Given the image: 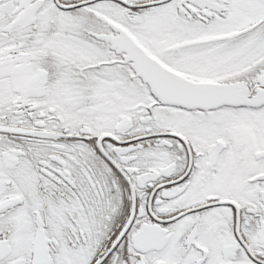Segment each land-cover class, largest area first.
Returning a JSON list of instances; mask_svg holds the SVG:
<instances>
[{"label": "snow or ice", "instance_id": "6c2138e0", "mask_svg": "<svg viewBox=\"0 0 264 264\" xmlns=\"http://www.w3.org/2000/svg\"><path fill=\"white\" fill-rule=\"evenodd\" d=\"M0 264H264V0H0Z\"/></svg>", "mask_w": 264, "mask_h": 264}]
</instances>
